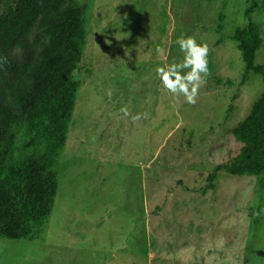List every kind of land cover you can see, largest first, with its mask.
I'll return each instance as SVG.
<instances>
[{"label": "rangeland", "instance_id": "1", "mask_svg": "<svg viewBox=\"0 0 264 264\" xmlns=\"http://www.w3.org/2000/svg\"><path fill=\"white\" fill-rule=\"evenodd\" d=\"M74 1L86 32L54 206L40 239L0 238V264H264V176L224 169L241 148L231 131L264 92L233 40L250 0ZM182 36L209 48L194 105L155 71L183 60Z\"/></svg>", "mask_w": 264, "mask_h": 264}, {"label": "trees", "instance_id": "2", "mask_svg": "<svg viewBox=\"0 0 264 264\" xmlns=\"http://www.w3.org/2000/svg\"><path fill=\"white\" fill-rule=\"evenodd\" d=\"M256 8L250 0L247 25L235 30L233 40L245 71L264 78V65L255 64L261 47L252 19ZM87 9L74 0H0L1 239H40L51 215L76 101L73 75L85 42ZM231 132L241 148L225 171L264 176V92ZM221 169L208 176L210 183Z\"/></svg>", "mask_w": 264, "mask_h": 264}, {"label": "clouds", "instance_id": "3", "mask_svg": "<svg viewBox=\"0 0 264 264\" xmlns=\"http://www.w3.org/2000/svg\"><path fill=\"white\" fill-rule=\"evenodd\" d=\"M175 43L183 53V60L179 63L156 68V76L163 86V89L172 96L179 98L183 96L184 102L194 105L199 89L206 83V78L210 75L208 68L209 48L207 44H198L193 37H180ZM163 49L157 48L158 53H163ZM185 70H187L185 72ZM111 99L112 92H107ZM124 117L130 116L127 107L120 109ZM141 118L140 114L132 116L133 122Z\"/></svg>", "mask_w": 264, "mask_h": 264}]
</instances>
